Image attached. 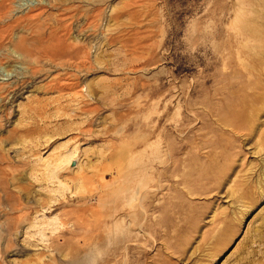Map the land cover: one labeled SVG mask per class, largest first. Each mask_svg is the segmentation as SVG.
Masks as SVG:
<instances>
[{
  "label": "rangeland",
  "instance_id": "rangeland-1",
  "mask_svg": "<svg viewBox=\"0 0 264 264\" xmlns=\"http://www.w3.org/2000/svg\"><path fill=\"white\" fill-rule=\"evenodd\" d=\"M0 264H264V0H0Z\"/></svg>",
  "mask_w": 264,
  "mask_h": 264
},
{
  "label": "bare ground",
  "instance_id": "bare-ground-1",
  "mask_svg": "<svg viewBox=\"0 0 264 264\" xmlns=\"http://www.w3.org/2000/svg\"><path fill=\"white\" fill-rule=\"evenodd\" d=\"M65 156H66V155H65ZM63 158H64V157H63ZM63 158H61V159H62L64 162H67V163H68V162L70 161V160H69V159H70V156L66 157L65 159H63ZM61 159H60V161H61ZM71 159H72V158H71ZM68 160H69V161H68ZM60 161H59V162H60ZM62 164H63V163H62ZM60 165H61V163H60ZM57 166H58V165H57Z\"/></svg>",
  "mask_w": 264,
  "mask_h": 264
}]
</instances>
